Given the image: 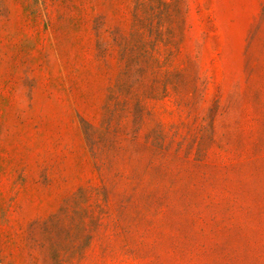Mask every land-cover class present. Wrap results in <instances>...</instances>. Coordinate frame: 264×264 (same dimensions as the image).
<instances>
[{"label":"rangeland","instance_id":"obj_1","mask_svg":"<svg viewBox=\"0 0 264 264\" xmlns=\"http://www.w3.org/2000/svg\"><path fill=\"white\" fill-rule=\"evenodd\" d=\"M0 264H264V0H0Z\"/></svg>","mask_w":264,"mask_h":264}]
</instances>
